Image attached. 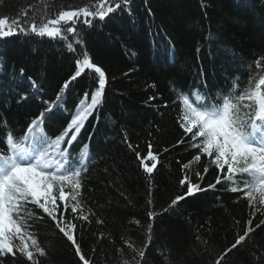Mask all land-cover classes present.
<instances>
[{"label":"trees","instance_id":"trees-1","mask_svg":"<svg viewBox=\"0 0 264 264\" xmlns=\"http://www.w3.org/2000/svg\"><path fill=\"white\" fill-rule=\"evenodd\" d=\"M95 3L0 0V17H19L26 23L34 18L39 24L42 19L55 18L59 11ZM134 9L131 19L96 23L94 28L77 25L80 36L76 38H83L93 61L108 76L103 106L94 114L98 119L90 118L81 133L89 145L90 159L82 173L81 203L85 214L91 211L95 216L78 231L77 239L86 254L94 255V264L131 261V249H124V256L117 251L123 248L121 240L141 247L148 237L147 212H162L171 197L183 192L178 183L181 164L189 162L192 154L185 147H173L182 136L178 93L188 94L191 89L193 94L213 96L216 103L218 94L230 86L237 95H243L264 77V60L256 63L264 56V0H134ZM22 13H27V20ZM67 35V42H72V34ZM79 51L77 47L76 53ZM77 58L59 40L31 35L0 39V154H7L5 133L11 131L17 137L24 134L29 113L37 111L41 100H55L75 72ZM22 67L26 70L24 78L19 75ZM34 73L39 76V94L27 80L28 76L35 79ZM95 87V73L86 72L70 83L62 107L71 114L85 92L90 99ZM21 92L35 99L20 105L17 99ZM51 126L57 127L55 123ZM48 127L46 121L44 130L54 138ZM149 142L160 160L158 170L151 175L136 159V152L146 155ZM165 148L169 151L164 152ZM73 156L78 158L79 152ZM205 166L212 169L205 160L200 165L193 163L187 171L194 174ZM214 177L212 169L204 183ZM231 186L218 185L181 202L170 214L157 216L152 225L155 249L151 264H212L211 256L243 234L248 220L253 221L254 228L247 245L252 251H234L231 264H264V227L255 228L264 225V208L259 201L249 206L240 195L227 190ZM32 211L42 219L29 221L30 230L47 252L39 264H78L72 246L55 225L38 210ZM101 235L103 239L98 238ZM157 252L163 255L162 260ZM4 264L24 261L5 259Z\"/></svg>","mask_w":264,"mask_h":264},{"label":"snow or ice","instance_id":"snow-or-ice-1","mask_svg":"<svg viewBox=\"0 0 264 264\" xmlns=\"http://www.w3.org/2000/svg\"><path fill=\"white\" fill-rule=\"evenodd\" d=\"M134 10V0H96L94 5L59 11L55 18L42 19L39 24L34 18L31 23H26L19 17H0V39L18 35L46 37L65 43L70 52L80 57L74 60L76 70L64 82L55 100H41L37 111L29 113L24 134L17 137L11 131L5 133L3 143L7 154H0V264H4L5 259H23L24 264H39V258L47 256L45 248L30 230L29 221L42 219L34 215L32 209L41 212L55 225L56 231L72 246L78 264H94V255L86 254L77 239L78 231L90 224V217L95 216L91 211L85 214L81 203L84 187L82 173L87 171L90 163L89 145L84 143L81 133L90 118L98 119L94 114L103 106L108 76L105 69L93 61L83 38H76L80 36L77 25L94 28L96 23L106 25L117 19H131ZM147 12L152 14L150 8ZM21 16L28 19L27 13ZM67 34H72V42H67ZM77 47L80 48L79 53H76ZM261 60L264 56H260L256 63ZM86 72L95 73V90L90 99L85 92L74 105V112L69 114L62 107L66 102L64 93L70 83ZM19 75L25 77V68L19 69ZM33 75L35 79L28 76L27 80L34 92L39 94V76ZM178 95L180 100L177 104L181 112L178 126L182 136L173 147H185L192 154L189 162L181 164L178 183L183 192L171 197L168 207L162 212L157 213L154 209L147 212L148 237L141 247L121 240L123 248L117 249L119 254L124 256V249H131L132 252L131 261L123 260L121 264H151L150 256L155 249L151 237L152 225L157 216L170 214L181 202L215 190L218 185H233L227 190L240 195L251 207L259 201L264 208V77H260L258 83L243 95H237L230 86L225 93L218 94L216 103L212 102L213 96H201L198 92L193 94L191 89L188 94ZM33 99L34 96L21 92L18 93L17 103L27 105ZM155 99L157 97H149V100ZM245 100L248 103H244ZM164 106L167 107V103ZM46 121L54 138H50L44 130ZM53 123L57 127H52ZM91 135L89 133V140ZM129 147H132L131 144ZM152 148L149 142L146 155L136 152L140 168L150 175L160 166L159 154L154 153ZM77 151L78 158L73 156ZM205 160L215 170L214 180L206 184L205 177L212 169L205 166L194 174L187 171L193 162L200 165ZM148 203L151 204V201ZM261 208L257 209V213ZM97 223L103 224V221L97 220ZM134 223L139 225V221ZM252 225V220L246 221L243 234L236 235L233 242L211 256L212 264H231L230 257L234 251L245 249L251 252L247 245L254 234ZM261 227L264 225H255V228ZM17 237L21 242L18 246L13 244ZM98 238L104 237L101 235ZM90 251L95 252L94 249ZM156 255L163 259L161 253Z\"/></svg>","mask_w":264,"mask_h":264},{"label":"rangeland","instance_id":"rangeland-1","mask_svg":"<svg viewBox=\"0 0 264 264\" xmlns=\"http://www.w3.org/2000/svg\"><path fill=\"white\" fill-rule=\"evenodd\" d=\"M17 243H19V244H20L21 242H20V240H19V239L15 238V239L13 240V244H14V245H17Z\"/></svg>","mask_w":264,"mask_h":264}]
</instances>
